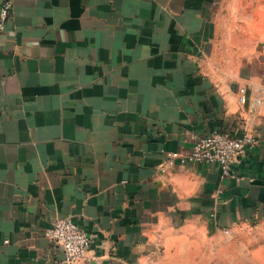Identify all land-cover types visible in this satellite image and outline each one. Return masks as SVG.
<instances>
[{
  "label": "crops",
  "instance_id": "0c3cea01",
  "mask_svg": "<svg viewBox=\"0 0 264 264\" xmlns=\"http://www.w3.org/2000/svg\"><path fill=\"white\" fill-rule=\"evenodd\" d=\"M12 1L0 264H68L65 216L72 264H264V0ZM215 130L257 139L229 175L183 160Z\"/></svg>",
  "mask_w": 264,
  "mask_h": 264
},
{
  "label": "built area",
  "instance_id": "2783aa9c",
  "mask_svg": "<svg viewBox=\"0 0 264 264\" xmlns=\"http://www.w3.org/2000/svg\"><path fill=\"white\" fill-rule=\"evenodd\" d=\"M13 1L4 0L0 6V28L3 29L12 15ZM244 92V89H242ZM245 96L242 95V99ZM257 145V139L249 134L234 135L229 131H212L198 137L192 149L183 157L184 161L204 164H219L224 175L231 174L238 157L248 154ZM48 237L64 251L68 264L85 257L91 243V235L71 216L57 219L47 230Z\"/></svg>",
  "mask_w": 264,
  "mask_h": 264
}]
</instances>
